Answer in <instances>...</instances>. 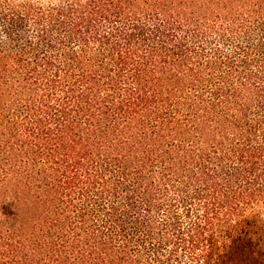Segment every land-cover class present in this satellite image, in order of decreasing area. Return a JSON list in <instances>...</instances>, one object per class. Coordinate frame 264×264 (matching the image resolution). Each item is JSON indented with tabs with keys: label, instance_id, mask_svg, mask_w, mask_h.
<instances>
[{
	"label": "trees",
	"instance_id": "obj_1",
	"mask_svg": "<svg viewBox=\"0 0 264 264\" xmlns=\"http://www.w3.org/2000/svg\"><path fill=\"white\" fill-rule=\"evenodd\" d=\"M264 0H0V264H264Z\"/></svg>",
	"mask_w": 264,
	"mask_h": 264
},
{
	"label": "rangeland",
	"instance_id": "obj_2",
	"mask_svg": "<svg viewBox=\"0 0 264 264\" xmlns=\"http://www.w3.org/2000/svg\"><path fill=\"white\" fill-rule=\"evenodd\" d=\"M256 210H258L260 212L261 216L264 218V206L259 207Z\"/></svg>",
	"mask_w": 264,
	"mask_h": 264
}]
</instances>
